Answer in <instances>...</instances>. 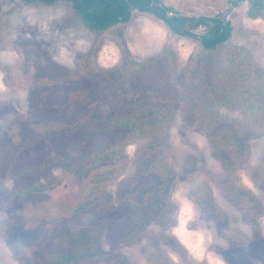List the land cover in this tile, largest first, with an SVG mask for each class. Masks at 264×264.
Wrapping results in <instances>:
<instances>
[{"label":"rangeland","instance_id":"rangeland-1","mask_svg":"<svg viewBox=\"0 0 264 264\" xmlns=\"http://www.w3.org/2000/svg\"><path fill=\"white\" fill-rule=\"evenodd\" d=\"M160 1L229 37L0 0V264H264V12Z\"/></svg>","mask_w":264,"mask_h":264},{"label":"trees","instance_id":"trees-1","mask_svg":"<svg viewBox=\"0 0 264 264\" xmlns=\"http://www.w3.org/2000/svg\"><path fill=\"white\" fill-rule=\"evenodd\" d=\"M24 2H50L53 0H23ZM77 11L85 27L90 30H106L109 27L127 22L131 16V7H138L162 19L173 31L178 32L164 16L165 7L162 5L150 6L151 0H68ZM171 11L170 7H166ZM264 12V0H249L247 9L248 16L255 18L261 16ZM171 19L185 30L191 31L199 26L208 28L207 32L201 34L198 38L201 45L206 49L214 48L218 43L227 39L230 35L231 27L228 21H224V29L220 37L216 39L208 38L206 35H216L221 28L220 17H210L199 15L197 17L186 15H171ZM70 259V256H68Z\"/></svg>","mask_w":264,"mask_h":264},{"label":"water","instance_id":"water-1","mask_svg":"<svg viewBox=\"0 0 264 264\" xmlns=\"http://www.w3.org/2000/svg\"><path fill=\"white\" fill-rule=\"evenodd\" d=\"M236 2H237V0H232V1H231V7L235 6V5H236ZM153 5H162V6L165 7V13H164L165 18H166V19H167L172 25H174V26L177 28V30L179 31V33H181V34H183V35H186V36H188V37L196 38V39H198V38L201 36V34L193 33V32H191V31L185 30V29H183L182 27L178 26V25L174 22V20L170 18V15H169V13H168V10L166 9V6H165L160 0H151V4L149 5V7H150V6H153ZM136 8H138V7H131V10H132V9H136ZM228 10H229V8L226 9L225 12H224V13L221 15V17H220V20H219V22H220V24H221L220 31H219L216 35H206L208 38L216 39V38L220 37V35L222 34L223 29H224V25H225V24H224V21H225V19H226V17H227Z\"/></svg>","mask_w":264,"mask_h":264}]
</instances>
